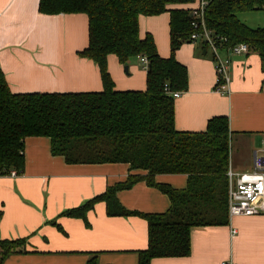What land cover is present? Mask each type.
<instances>
[{
  "label": "crops",
  "instance_id": "crops-1",
  "mask_svg": "<svg viewBox=\"0 0 264 264\" xmlns=\"http://www.w3.org/2000/svg\"><path fill=\"white\" fill-rule=\"evenodd\" d=\"M39 1L0 0V68L11 90L101 91L99 67L78 54L89 42L87 15H45L39 12ZM169 21V13L140 17L141 36L152 33L163 57L170 55ZM176 57L189 72L188 90L175 99L176 128L200 132L212 117L227 116L230 166L239 173L252 171L253 153L264 152L260 55H233L230 82L221 89L213 55L201 41L184 43ZM123 65L109 55L115 88L145 90L147 68L133 64L130 70L135 68L136 75L127 78ZM25 161L23 173L0 176V240H27L26 252L10 255L3 264H87L92 254L99 264H138V252L148 246L145 218L109 216L105 202L88 212L89 226L62 213L125 182L131 173L146 171L131 170L128 163L67 164L51 154L47 137L26 139ZM155 179L176 189L187 186L186 174H158ZM117 197L127 209L142 213H164L171 205L166 194L145 181L119 191ZM191 247L187 257L155 258L151 264H264V214L234 216L223 226L194 227Z\"/></svg>",
  "mask_w": 264,
  "mask_h": 264
},
{
  "label": "trees",
  "instance_id": "trees-1",
  "mask_svg": "<svg viewBox=\"0 0 264 264\" xmlns=\"http://www.w3.org/2000/svg\"><path fill=\"white\" fill-rule=\"evenodd\" d=\"M196 5L197 0H40L39 12L45 15H87L89 42L78 54L99 67L101 91L15 93L0 68V176L24 172L28 137L49 138L51 154L63 157L67 164L128 163L131 170L146 171L131 173L125 182L62 213L89 226L88 212L105 202L109 216L145 218L148 246L138 252V264L187 257L192 251V228L230 222L229 118L214 116L200 132L175 126L173 93L189 87L188 68L176 53L184 43L194 42ZM258 10L264 11V0H208L204 19L216 38L227 39L223 46L246 43L257 52L264 71V27H250L239 18L241 12ZM163 13L170 15L168 57L161 56L152 33L140 34L142 15ZM110 54L125 65L132 58L146 57V89L117 90L108 67ZM158 174H186L187 186L176 189L158 183ZM139 181L166 194L170 208L153 214L124 207L117 193ZM26 246L24 238L0 240V264L12 254L26 252ZM87 264H99L97 255L92 254Z\"/></svg>",
  "mask_w": 264,
  "mask_h": 264
},
{
  "label": "built area",
  "instance_id": "built-area-1",
  "mask_svg": "<svg viewBox=\"0 0 264 264\" xmlns=\"http://www.w3.org/2000/svg\"><path fill=\"white\" fill-rule=\"evenodd\" d=\"M208 0H197V5L192 13L195 20L192 25L195 31L191 35V40L201 41L213 53L215 70L217 73V88L221 89L228 86L230 82V68L233 55H246L250 53V48L246 43L225 47L223 42L227 41L224 37L216 38L213 31L206 27L204 13ZM141 62L148 68V59L141 57ZM166 90H169L166 85ZM181 92H174L175 98ZM17 176L14 170L10 173ZM228 175V202L230 219L234 216H254L264 214V152L253 153V170L250 172H236L231 166ZM237 230L233 229L232 234Z\"/></svg>",
  "mask_w": 264,
  "mask_h": 264
},
{
  "label": "rangeland",
  "instance_id": "rangeland-1",
  "mask_svg": "<svg viewBox=\"0 0 264 264\" xmlns=\"http://www.w3.org/2000/svg\"><path fill=\"white\" fill-rule=\"evenodd\" d=\"M239 18L245 24H247L250 27H253V28L264 27V11H262V10L241 12V13H239ZM197 42L200 43V40L199 41H196L195 43H197ZM211 53H212V51H211ZM210 55L211 54L209 53V56ZM212 55H213V53H212ZM130 61H131L130 62L131 64L128 63L126 65H123V72L125 73V77H127V78H130V75L131 74L132 75H136L135 68H132L130 70V66L131 65L136 64L135 66H137L138 68H141V69H143V67H144L142 65V63L139 61V59H137L136 57L130 59ZM126 68H128V69H126Z\"/></svg>",
  "mask_w": 264,
  "mask_h": 264
},
{
  "label": "water",
  "instance_id": "water-1",
  "mask_svg": "<svg viewBox=\"0 0 264 264\" xmlns=\"http://www.w3.org/2000/svg\"><path fill=\"white\" fill-rule=\"evenodd\" d=\"M126 69H128V68H126Z\"/></svg>",
  "mask_w": 264,
  "mask_h": 264
}]
</instances>
